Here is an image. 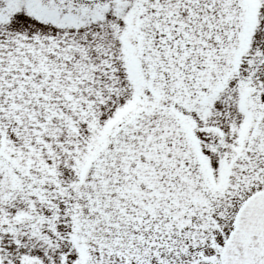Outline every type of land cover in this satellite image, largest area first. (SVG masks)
Wrapping results in <instances>:
<instances>
[{
  "label": "snow or ice",
  "instance_id": "snow-or-ice-1",
  "mask_svg": "<svg viewBox=\"0 0 264 264\" xmlns=\"http://www.w3.org/2000/svg\"><path fill=\"white\" fill-rule=\"evenodd\" d=\"M0 264H264V0H0Z\"/></svg>",
  "mask_w": 264,
  "mask_h": 264
}]
</instances>
